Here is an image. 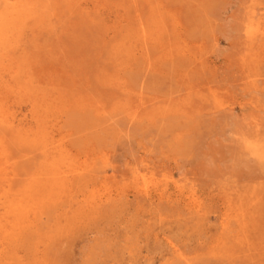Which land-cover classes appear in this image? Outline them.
Listing matches in <instances>:
<instances>
[{"label":"rangeland","instance_id":"374dc122","mask_svg":"<svg viewBox=\"0 0 264 264\" xmlns=\"http://www.w3.org/2000/svg\"><path fill=\"white\" fill-rule=\"evenodd\" d=\"M0 114V264H264V0H0Z\"/></svg>","mask_w":264,"mask_h":264},{"label":"bare ground","instance_id":"6f19581e","mask_svg":"<svg viewBox=\"0 0 264 264\" xmlns=\"http://www.w3.org/2000/svg\"><path fill=\"white\" fill-rule=\"evenodd\" d=\"M15 15V14H14ZM1 115V117H2V114H0ZM3 120H4V118H3ZM1 124H2V122H1ZM5 140V139H4Z\"/></svg>","mask_w":264,"mask_h":264}]
</instances>
